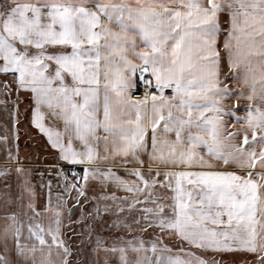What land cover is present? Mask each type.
Returning a JSON list of instances; mask_svg holds the SVG:
<instances>
[{
  "label": "snow or ice",
  "instance_id": "snow-or-ice-1",
  "mask_svg": "<svg viewBox=\"0 0 264 264\" xmlns=\"http://www.w3.org/2000/svg\"><path fill=\"white\" fill-rule=\"evenodd\" d=\"M101 255L264 264V0H0V264Z\"/></svg>",
  "mask_w": 264,
  "mask_h": 264
},
{
  "label": "rangeland",
  "instance_id": "rangeland-1",
  "mask_svg": "<svg viewBox=\"0 0 264 264\" xmlns=\"http://www.w3.org/2000/svg\"><path fill=\"white\" fill-rule=\"evenodd\" d=\"M19 144L21 155L26 157L24 163L31 165L34 172L38 173L43 171L53 163L52 158L50 156H46L44 152L42 139L35 135H33L32 138L26 137L24 135L23 127H21ZM235 259L236 257L232 255H225L224 257V260L227 261L228 264H232Z\"/></svg>",
  "mask_w": 264,
  "mask_h": 264
},
{
  "label": "crops",
  "instance_id": "crops-1",
  "mask_svg": "<svg viewBox=\"0 0 264 264\" xmlns=\"http://www.w3.org/2000/svg\"><path fill=\"white\" fill-rule=\"evenodd\" d=\"M33 131H35V130H33ZM41 138V137H40ZM42 139V138H41ZM42 142H43V144H44V141H43V139H42ZM68 235H71V233H69ZM74 239V238H73ZM74 247H75V245H73ZM86 259L88 258V257H85ZM92 259H95V257H91ZM100 264H103V255H101V257H100Z\"/></svg>",
  "mask_w": 264,
  "mask_h": 264
}]
</instances>
